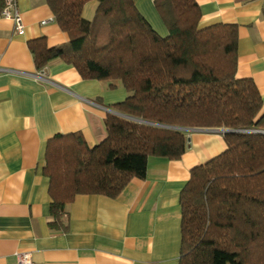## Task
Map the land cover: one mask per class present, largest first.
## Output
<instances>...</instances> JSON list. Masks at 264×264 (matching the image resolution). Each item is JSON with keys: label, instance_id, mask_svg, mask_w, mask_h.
Here are the masks:
<instances>
[{"label": "trees", "instance_id": "obj_1", "mask_svg": "<svg viewBox=\"0 0 264 264\" xmlns=\"http://www.w3.org/2000/svg\"><path fill=\"white\" fill-rule=\"evenodd\" d=\"M69 40L28 41L37 69L73 65L127 97L110 105L107 134L90 146L80 133L58 134L46 147L50 222L56 227L78 194L117 197L146 178L151 156L178 159L187 127H222L227 149L192 169L180 194L179 264H264V115L252 78L237 77L238 26H201L196 0H153L167 34L160 35L135 0H45ZM8 0H0V14Z\"/></svg>", "mask_w": 264, "mask_h": 264}, {"label": "crops", "instance_id": "obj_2", "mask_svg": "<svg viewBox=\"0 0 264 264\" xmlns=\"http://www.w3.org/2000/svg\"><path fill=\"white\" fill-rule=\"evenodd\" d=\"M161 35L167 33L153 0H135ZM201 26H238L237 77L252 78L263 101L264 0H196ZM24 32L0 14V264H19L28 252L37 264H179L180 194L191 171L227 149L222 127H187L189 145L178 159L151 156L146 178H134L115 198L78 194L52 227L49 177L44 172L47 142L58 134L80 133L94 146L107 134L110 105L127 91L84 79L64 61L37 69L28 41L45 37L48 46L69 40L45 0H16ZM97 2L85 5L91 19Z\"/></svg>", "mask_w": 264, "mask_h": 264}, {"label": "built area", "instance_id": "obj_3", "mask_svg": "<svg viewBox=\"0 0 264 264\" xmlns=\"http://www.w3.org/2000/svg\"><path fill=\"white\" fill-rule=\"evenodd\" d=\"M2 17L12 19L15 23V30L19 33L24 32V24L22 21V16L19 10L16 7V0H8L6 7L1 12ZM40 79H44V76L41 73L37 75ZM225 131V130H224ZM18 262L19 264H37L33 259L30 253L21 252L18 253Z\"/></svg>", "mask_w": 264, "mask_h": 264}, {"label": "water", "instance_id": "obj_4", "mask_svg": "<svg viewBox=\"0 0 264 264\" xmlns=\"http://www.w3.org/2000/svg\"><path fill=\"white\" fill-rule=\"evenodd\" d=\"M116 114H118V115H120V116H126V115H124V114H122V113H119V112H116ZM181 129H186V128L181 127Z\"/></svg>", "mask_w": 264, "mask_h": 264}, {"label": "rangeland", "instance_id": "obj_5", "mask_svg": "<svg viewBox=\"0 0 264 264\" xmlns=\"http://www.w3.org/2000/svg\"><path fill=\"white\" fill-rule=\"evenodd\" d=\"M158 33H159V32H158ZM159 34H160V33H159ZM166 34H167V33H166ZM166 34H165V35H166ZM160 35H161V34H160ZM224 130H225V128H223V131H224ZM225 131H226V130H225ZM225 131H224V132H225Z\"/></svg>", "mask_w": 264, "mask_h": 264}]
</instances>
